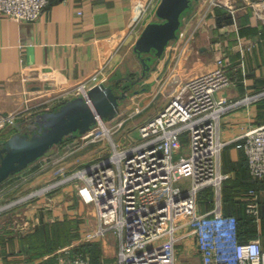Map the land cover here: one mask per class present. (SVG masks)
Wrapping results in <instances>:
<instances>
[{"label": "crops", "instance_id": "0c3cea01", "mask_svg": "<svg viewBox=\"0 0 264 264\" xmlns=\"http://www.w3.org/2000/svg\"><path fill=\"white\" fill-rule=\"evenodd\" d=\"M221 1L231 4L235 15L224 4L193 0L182 14L180 29L185 31V35L170 42L163 56L155 59L142 89L134 91L130 104L121 107L115 117L109 119L113 125L120 121L127 123L144 110H148L147 115L141 117L140 123L148 120L162 108L167 98L154 106L156 97L152 99V93L144 95L145 92L153 90L154 85L159 88L161 79L168 75V78L176 74L187 78L211 70L221 56L227 61L228 71L236 83L219 94L237 98L264 87V20L255 14L251 0ZM160 2L52 0L34 21H17L0 12V117L14 115L16 118V124H7L0 138L15 130L26 129L37 114L27 116L26 113L39 111L50 103L53 110L61 104L62 96L74 94L80 86L91 88L131 74L132 70L124 59L131 51L139 59L133 49L134 44L146 24L158 20L156 10ZM225 11L231 14L232 21L219 25L218 16ZM123 64L125 75L120 73ZM148 84V88L143 89ZM261 100L232 108L221 118V136L229 140L222 153L223 171L229 174L222 187V211L226 215L246 214L250 220H246L247 227L241 229V240L256 238L264 246V179H253L246 168L240 145L241 135L246 129L264 124ZM137 107L141 111L136 112ZM233 181L239 183L234 184ZM254 182H257V187L250 185ZM80 184L76 183L72 189L63 187L8 212L18 218L4 220L2 217L0 264H53L58 249L69 244L78 248L83 243L99 245L102 264H117L119 236L115 230L94 236L98 229L96 206L83 199L79 192ZM252 187L258 195V218L246 210L247 204L253 200L250 194ZM230 190L232 195H228ZM214 206V189L202 190L199 193L200 211H210ZM66 219L73 221L72 230L76 234L70 243L44 253H34L30 244L23 242V237L36 227ZM24 224L30 228H23ZM89 234L93 237H87ZM86 254L91 259V254ZM176 262L200 263L193 236L178 243Z\"/></svg>", "mask_w": 264, "mask_h": 264}, {"label": "built area", "instance_id": "2783aa9c", "mask_svg": "<svg viewBox=\"0 0 264 264\" xmlns=\"http://www.w3.org/2000/svg\"><path fill=\"white\" fill-rule=\"evenodd\" d=\"M251 1L255 14L264 20V0ZM51 2L0 0V12L17 21H34ZM212 3L224 4L235 15L231 4L221 0ZM184 35L185 31L179 29V38ZM228 70L227 61L221 56L211 70L187 78L171 76L162 88L166 103L139 124V136L121 143L107 126L113 140L111 153L79 169V192L97 210L98 229L94 236L109 230L119 236L117 264H177V245L189 236L195 238L199 264H264V246L259 239L241 241L239 218L222 211V187L229 177L223 171L222 153L229 140L221 136L223 114L264 99V87L237 98L218 94L236 83ZM88 90L83 85L75 94L83 92L89 100ZM139 111L137 107L136 112ZM105 120L99 119L102 123ZM8 123L16 124L14 115L2 116L0 126ZM123 124L120 121L112 126ZM241 137L250 174L255 180H263L264 124L250 126ZM186 141L190 142V153L176 159ZM181 179H188L189 184L186 186ZM206 188L214 189L215 206L210 211H200L199 193ZM250 194L253 200L246 210L258 218L254 187ZM23 228L30 226L24 224ZM53 264L93 263L85 252L69 244L56 251Z\"/></svg>", "mask_w": 264, "mask_h": 264}, {"label": "water", "instance_id": "95a60500", "mask_svg": "<svg viewBox=\"0 0 264 264\" xmlns=\"http://www.w3.org/2000/svg\"><path fill=\"white\" fill-rule=\"evenodd\" d=\"M192 2L161 0L156 10L158 20L147 23L134 44L133 49L143 67L141 75L136 79L125 77L131 84L141 82L150 71L153 58H161L169 43L179 38L182 14ZM121 80L117 78L114 83L95 84L87 92L89 100L84 95L70 98L53 110L34 115L25 130L1 137L0 183L49 153L66 136L85 133L99 119L115 117L127 95L124 90L118 91ZM149 85L143 86V89Z\"/></svg>", "mask_w": 264, "mask_h": 264}, {"label": "rangeland", "instance_id": "374dc122", "mask_svg": "<svg viewBox=\"0 0 264 264\" xmlns=\"http://www.w3.org/2000/svg\"><path fill=\"white\" fill-rule=\"evenodd\" d=\"M124 62L127 63L132 70L131 74H126L127 76L132 79H136L139 75H141L143 67L142 63L132 51L128 56H126ZM125 70L126 67L123 64L121 66L120 73L123 75ZM168 76L161 79L162 84L159 86V88L157 87L158 89L154 85L153 90H150V92H145L146 94L143 93L144 95L152 93V95H150V98L152 99L156 97L153 103L154 106H157L158 103L162 104L167 98L166 94L162 92V88L164 85L168 84L167 82L170 80ZM147 77L148 75L142 78L141 82H136L133 84H131V82L127 79H122L119 82L118 91L124 90L128 93V95H126V97L122 100L120 109L125 108L127 104H130V99L132 96L131 94L136 90L142 89L143 81ZM109 83L113 82H106V84ZM154 89L157 91L156 93ZM221 91H219L218 94ZM74 94L69 93L68 95L62 96L60 98L59 104L75 96L83 95V92H80L75 96ZM52 105V103L47 104L39 111L35 110L26 114L28 116L45 110H51ZM147 111L148 110H144L138 115H134L129 120H127V123L124 122L122 127L112 126L114 122L109 121V119L105 120V124L106 126L111 127V130L114 132L112 133V136L116 141L127 143L129 140L132 141L131 139L137 138L139 136V123L142 120L141 117L145 114L147 115ZM20 115L21 114H19V116ZM1 118L2 116L0 119ZM5 126H7V124ZM5 126H0V133L3 132ZM31 133L32 131H30V134ZM109 135L110 133L105 131L104 123L99 121L85 133L70 136L63 142L54 145L49 153L41 156L21 171L12 174L7 179L2 181L0 183V208L4 207V209L0 211V219L2 217L4 220L18 218L17 215L14 216V213L9 214L7 211L14 210L16 207H24L27 203L36 199L44 198L45 196H49L53 192H58L63 187L66 188L68 186V188L72 189L76 183L81 182L78 175L79 169L111 153V143L113 140H111ZM190 151V142L186 141L182 150L176 153L175 158L178 159L182 155H188ZM180 182H184L186 186L189 184L188 179H181ZM44 192L47 193L44 195L42 194ZM15 202L17 203L15 206H9Z\"/></svg>", "mask_w": 264, "mask_h": 264}, {"label": "trees", "instance_id": "16d2710c", "mask_svg": "<svg viewBox=\"0 0 264 264\" xmlns=\"http://www.w3.org/2000/svg\"><path fill=\"white\" fill-rule=\"evenodd\" d=\"M231 21H232V16H231V14H228L226 11L222 12L218 16V19H217V22L219 25H223L224 23H230ZM144 55H147V54H144ZM155 59H156V57H154L153 60L150 62L151 63V69L153 67ZM147 74H149V71L147 72ZM116 79L112 82L114 83L116 81ZM123 79H126V78H123ZM260 104H261V108L264 110V99H262L260 101ZM15 131H13V133ZM74 135H78V134H76V133L70 134V135L66 136L65 139H67L70 136H74ZM63 141H61V142H63ZM242 152L245 156L244 151H242ZM245 165H246V168L248 169L246 156H245ZM248 171H249V169H248ZM233 183L238 184L239 182L237 181V183H235V181H233ZM250 185L257 187V182H254ZM231 186H233V185H231ZM232 188H234V187H230V189H232ZM228 195H232L231 190H230V193ZM237 217L239 218L238 231H239V239L241 240V237H242L241 229L245 228V226L247 227L246 220H250V219L247 217L246 214H245V216L237 215ZM73 227H74V223L70 219L59 221V222H57L55 224H51V225L48 224V225L38 226L28 236H24L22 240L24 243L26 242V243L30 244V247L34 250V253H44L46 251H50V250L58 247L59 245H65V244L70 243L73 240V238L76 236V234L72 230ZM241 241H243V240H241ZM77 249H79L85 253L86 252L90 253L93 264H102V260L100 257V248H99V245L97 243H83ZM54 261H55V259L53 260V263H54ZM38 264H43V263L40 262Z\"/></svg>", "mask_w": 264, "mask_h": 264}, {"label": "bare ground", "instance_id": "6f19581e", "mask_svg": "<svg viewBox=\"0 0 264 264\" xmlns=\"http://www.w3.org/2000/svg\"><path fill=\"white\" fill-rule=\"evenodd\" d=\"M104 126H105V131L108 132V128L105 123H104Z\"/></svg>", "mask_w": 264, "mask_h": 264}]
</instances>
